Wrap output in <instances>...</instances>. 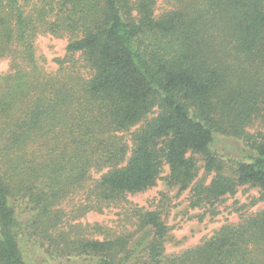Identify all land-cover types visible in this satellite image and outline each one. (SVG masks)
I'll list each match as a JSON object with an SVG mask.
<instances>
[{
	"label": "trees",
	"instance_id": "16d2710c",
	"mask_svg": "<svg viewBox=\"0 0 264 264\" xmlns=\"http://www.w3.org/2000/svg\"><path fill=\"white\" fill-rule=\"evenodd\" d=\"M156 4L0 0L11 70L0 86V264H264V209L178 253L165 251L157 209L127 207L134 228L120 234L64 219L74 195V219L127 204L164 165L185 190L198 160L213 176L194 185L193 206L243 185L264 196V0H172L159 15ZM46 33L68 38L54 72L36 57ZM140 122L129 146L121 133ZM219 137L249 149L229 159Z\"/></svg>",
	"mask_w": 264,
	"mask_h": 264
},
{
	"label": "rangeland",
	"instance_id": "374dc122",
	"mask_svg": "<svg viewBox=\"0 0 264 264\" xmlns=\"http://www.w3.org/2000/svg\"><path fill=\"white\" fill-rule=\"evenodd\" d=\"M172 6V0H157L155 6V14L159 15L167 11ZM68 38L56 37L51 34H39L35 38V50L38 63L43 66L47 72H54L58 65L56 58H62L66 54V45ZM11 72L9 68V59L0 58V86L4 82L5 77ZM157 113V108L149 113L146 118H150ZM143 122V121H141ZM141 122L132 127L131 130L121 133L128 145L131 146L129 140L131 132L141 125ZM260 129L257 123L249 127V132L253 133ZM216 148L229 159H238L240 157L239 150L249 149L245 142L241 140H233L219 137ZM228 156H227V155ZM199 171L197 177L192 184L185 190L180 191L178 186H170L165 177L168 175V166L164 165L160 178L156 184L142 192L128 194L127 204L119 206H109L101 212L88 211L84 216L74 219L70 215L73 206L82 201L81 195H74L62 202L61 208L67 213L66 223H81L82 225H101L105 229L111 231L112 234H120L121 232L131 231L133 219L128 220L126 214L127 207L143 208L145 210L162 211V217L169 228L168 240L165 243L166 253H178L184 249L199 244L203 239L211 236L220 226L226 223H237L243 217L249 216L255 212L264 209V196L261 197L260 190L256 187L243 185L238 187L233 194H226L219 201L212 205L204 203L200 206L191 204L193 198L194 185L203 180L204 184H208L213 176L205 175L203 169V161L198 160ZM106 170H103L105 172ZM101 172L91 171L89 183L99 178ZM93 237L102 238L97 234ZM26 251L33 257L34 249L31 243L26 244Z\"/></svg>",
	"mask_w": 264,
	"mask_h": 264
}]
</instances>
